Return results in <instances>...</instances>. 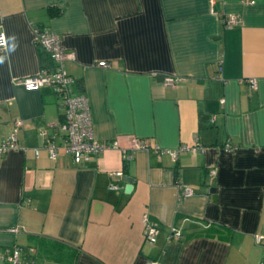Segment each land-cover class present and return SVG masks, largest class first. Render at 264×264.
Returning <instances> with one entry per match:
<instances>
[{
  "label": "crops",
  "instance_id": "crops-1",
  "mask_svg": "<svg viewBox=\"0 0 264 264\" xmlns=\"http://www.w3.org/2000/svg\"><path fill=\"white\" fill-rule=\"evenodd\" d=\"M33 26L73 53L64 67L98 140L204 148L176 160L113 148L52 159L38 130L61 120L59 98L18 83L52 63ZM0 30V140L23 121L19 148L0 156V247L20 246L34 264L264 263V0H0ZM177 181L194 193L178 198ZM143 217L159 228L153 244Z\"/></svg>",
  "mask_w": 264,
  "mask_h": 264
},
{
  "label": "built area",
  "instance_id": "built-area-1",
  "mask_svg": "<svg viewBox=\"0 0 264 264\" xmlns=\"http://www.w3.org/2000/svg\"><path fill=\"white\" fill-rule=\"evenodd\" d=\"M225 23L228 26H234L239 23V17L236 14H229L225 17ZM35 42L44 50L51 60V65L41 67L40 70L28 76L23 77L18 81L27 89H40L44 86H49L59 98V104L62 109L61 120H56L50 126L54 128L52 133L44 128L38 130V134L43 138L42 147L47 150L49 156L55 159L60 149L71 154L76 163L87 160L91 155H96L104 152L109 148L120 151L121 157L124 160H129L133 157L137 150H151L157 155L169 154L173 160H176L179 151H190L195 153L197 150H202L204 147L198 140L192 144H182L176 149L162 148L159 145L152 143L150 138L131 137L128 146H122L118 140L103 142L98 140L94 134L93 122L90 112L89 100L85 94H77L72 92V85L75 82V77L70 75L65 67L64 61L67 58L73 57V53L66 52L60 43V36L50 30L33 26ZM6 46V37L3 31L0 30V47ZM100 66L106 65L104 61L98 62ZM249 87L252 90L257 89V81L255 78H248ZM177 82V78L165 76L164 83L173 85ZM224 102L223 99L220 100ZM23 121L16 119L11 133L3 140H0V156L8 150L19 148L17 142V131L22 126ZM57 136H61L62 143L58 145L55 141ZM35 154H39V149H34ZM216 171L212 169L210 175H214ZM112 180L109 188L117 190L120 188L119 181L123 178L122 170L111 172ZM178 190V198L191 196L194 191L185 183L176 182ZM144 221V238L147 242L153 244L157 240L159 228L156 224ZM12 231H17L18 228H12ZM171 235L179 238V231L171 230ZM255 241L260 243L264 241V236L256 235ZM0 264H34L33 258L28 255V252L20 246L0 247ZM146 264H159L154 260H147ZM264 264V263H260Z\"/></svg>",
  "mask_w": 264,
  "mask_h": 264
},
{
  "label": "trees",
  "instance_id": "trees-1",
  "mask_svg": "<svg viewBox=\"0 0 264 264\" xmlns=\"http://www.w3.org/2000/svg\"><path fill=\"white\" fill-rule=\"evenodd\" d=\"M52 10V9H51ZM45 52V51H44ZM43 52V53H44ZM43 53H41V55L43 54ZM46 53V52H45ZM47 54V53H46ZM56 261H61V259L58 257V258H54Z\"/></svg>",
  "mask_w": 264,
  "mask_h": 264
},
{
  "label": "water",
  "instance_id": "water-1",
  "mask_svg": "<svg viewBox=\"0 0 264 264\" xmlns=\"http://www.w3.org/2000/svg\"><path fill=\"white\" fill-rule=\"evenodd\" d=\"M123 179H125V178H123ZM126 180H127L128 182H131V180H130L129 178H127ZM126 188H127V187H126Z\"/></svg>",
  "mask_w": 264,
  "mask_h": 264
}]
</instances>
